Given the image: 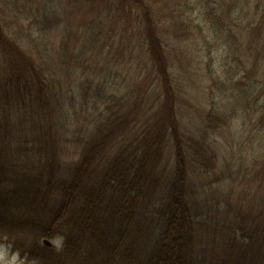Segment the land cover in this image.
<instances>
[{
    "label": "trees",
    "instance_id": "16d2710c",
    "mask_svg": "<svg viewBox=\"0 0 264 264\" xmlns=\"http://www.w3.org/2000/svg\"><path fill=\"white\" fill-rule=\"evenodd\" d=\"M47 1L51 0H0V68L3 70L0 100L13 101L9 118L1 116L8 109L0 108V124L3 121L0 236L16 229L20 237L15 239L16 249L27 264H134L130 259L134 256L129 253L142 238V243L139 242L144 254L141 264H264V206L257 208L250 203L245 212L239 213L242 219L232 222L211 215L214 209H207L201 199L203 192H208L206 186L212 184L201 173H208L219 163L217 132L212 123L219 115L213 106L206 127H197L198 134L186 131L185 116L177 105L179 87L172 83V64L163 47L167 43L158 34L157 26H144L141 22L143 27L139 25L122 39L126 49L140 47V58L147 64L152 63L150 73L155 72L152 101H147L149 93L142 92L145 84L141 83L140 93L126 91L122 96L126 100L119 104L122 97L109 91L106 79L93 83L86 75L80 85L83 104H89L95 94L100 104L94 117H89L76 131L70 129L65 109V100H76V92L73 89L62 94L60 90L58 105L53 107V96L45 90V82L36 71L37 65L49 82L59 80L58 72L41 63H49L46 54L52 47L47 27L56 29L65 15L57 3ZM132 3L128 6L131 15L135 8ZM21 5L29 9L31 18L26 29L17 32L14 19L18 16H13L12 11ZM179 10L185 14V8ZM149 12L142 11L147 15ZM221 19V14H214L203 21L210 27L206 30L215 31L217 38L221 34ZM97 26L96 19L89 21V30ZM63 42L62 47L68 48V42L65 39ZM79 42L81 53L76 55L77 60L87 52V42L93 44L81 37ZM210 42L213 41L204 42L206 48ZM82 59L86 72L93 65L92 57ZM28 64L34 69L30 75L23 70L24 65L28 69ZM95 64L93 72L101 73V64ZM16 78L23 79L21 88L26 93H32V87L37 88L43 100L39 101V107L45 111L32 112L23 121L17 120V108L29 106L26 98L21 97L18 89L12 97L2 93L7 88L6 79ZM49 82L46 85L51 89ZM60 87L64 85L60 83ZM34 103L30 105L35 106ZM129 104L130 108H123ZM154 104L155 111L149 114V107ZM261 112L259 118L264 125V111ZM38 117L43 121H35ZM141 120L146 128L140 127ZM4 128L14 130L15 139L6 135L5 140L1 134ZM54 145L62 150L72 145L76 152L73 156L62 150L54 153L53 148L58 149ZM35 156L40 157L46 168L32 171L27 168L28 158ZM196 174L199 178L193 176ZM30 198L38 199L39 207L27 202ZM38 211L46 214L42 223L34 221ZM155 212L157 217L153 216ZM142 220L146 231L141 226ZM211 220L221 229L223 243L219 247L209 248L201 237L205 222ZM153 223L149 230L148 225ZM130 225L136 232L130 230ZM44 232V236L54 235L62 240L65 249L59 253L45 252L40 246ZM144 237H150L149 241Z\"/></svg>",
    "mask_w": 264,
    "mask_h": 264
},
{
    "label": "rangeland",
    "instance_id": "374dc122",
    "mask_svg": "<svg viewBox=\"0 0 264 264\" xmlns=\"http://www.w3.org/2000/svg\"><path fill=\"white\" fill-rule=\"evenodd\" d=\"M131 2L135 7L132 15L128 10ZM35 3L41 6L39 1ZM48 3H57V8L65 17L56 29L47 27V34L52 37L50 44L52 47L49 49V54H46L49 63L41 64L58 72L59 80L57 83L49 82L42 68L37 65L36 71L45 82V90L47 89L48 94L53 96L54 101L51 102L53 107L58 105L60 90L62 94L66 90L74 89L76 92V100H65L70 129L78 131L89 117H94L93 113L100 104L97 94L91 96L92 101H89V104H83L84 97L80 94V85L86 75L93 80V83L106 79L109 91L114 92L119 98L125 95L126 91L140 93V84L143 83L145 86L142 92L148 90L147 101H152L155 87V82H152L155 72L150 73L152 63L147 64L140 58V47L133 46L131 50L126 49L122 39L126 34L135 31L134 29L139 25L143 27L141 22H144V26L154 24L159 29L158 34L167 43L163 47L172 64L170 66L172 83L179 87L177 105L180 107V113L185 116L188 129L186 131L198 134L197 127L201 129L208 125V115L213 109L219 115L212 120L218 138L216 145L220 152L219 163L208 170V173H201L204 177H209V181L212 182L205 188L208 192H203L204 197L201 199L204 200V205L207 209H214L211 215L232 222L242 219L239 213L245 212L243 210H246L250 203H254L257 208L264 206V125H261L259 118L261 111H264V0H205L204 2L201 0H51ZM181 7L186 9L185 14L180 12ZM142 11L150 12L147 15ZM12 14L18 16L14 19L16 31L25 30L31 18L29 9H24L21 5L14 8ZM214 14L222 16L220 23L222 29L218 38L215 31L206 30L210 27L203 22L204 18ZM94 19L98 22V26L89 30V21ZM64 33L72 38H68ZM80 37L86 42L93 41L92 45L91 42H87L89 47L84 54L92 57L91 63H93L91 68H88L90 71L86 72L82 59L84 56L80 57V60L75 58L81 53ZM63 39L68 42V48L62 47ZM208 39L213 41L209 43L210 48L208 46L206 48L204 44ZM122 47L125 49H121ZM95 63L101 64V73L93 72L96 68ZM28 66L27 69V65H24L23 70L30 75L34 69L32 71L29 64ZM8 73L9 70L7 75ZM1 74L3 75V70L0 68V78ZM22 81V78L6 79L7 88L2 91L4 96L12 97L18 89L22 93L21 97L26 98L29 106L17 108L19 113L16 117L21 121L25 119L26 114L45 111L39 107V101L43 100L38 96L37 88L32 87V93H26L21 88ZM46 82H49L51 89ZM60 83L64 87L61 88ZM150 84L152 86H149ZM125 100L126 97L120 98L119 104ZM30 102H35V106H31ZM12 103L13 101L5 103L3 98L0 100V108L3 109L5 106L8 109L7 113L1 112L2 117L9 118ZM130 106L131 104L123 108L128 109ZM155 107V104L149 107V114L155 111ZM36 119L35 121H43L39 117ZM142 120L140 127L146 128ZM33 122L31 120V124ZM2 124L3 121L0 130ZM136 125L139 126V123ZM137 129L139 130L138 127ZM1 134L5 140L6 135L10 139H15L17 136L10 128H4ZM18 137L21 138L19 134ZM30 137L35 136L30 135ZM56 147L58 149L53 148V152L61 153L62 149ZM64 152L73 156L76 148L70 145L68 150L67 148L62 150V153ZM28 159L30 165L27 168L30 171L40 167L46 168L40 157ZM193 176L199 178L198 174ZM27 202L34 203L36 207L41 204L36 198H30ZM4 203L6 201L1 204ZM230 206L234 209L229 210ZM6 207L9 208L8 203ZM15 210L19 211L16 208ZM45 215L43 211H38L34 221L42 223ZM208 215L209 213H206V216ZM153 216L157 217L156 212ZM138 224L140 225L139 222ZM205 224L207 225L201 231L203 241L210 245L209 248L221 246L223 243L221 229L216 227L213 220L206 221ZM141 226L146 231L143 220ZM153 226L154 223L149 224L148 229H152ZM130 230L136 232L131 225ZM44 235L45 232L40 238V246L45 252L59 253L65 249L63 241L57 236ZM17 238L20 237L16 229H13L11 234L0 236V264H27L21 252L16 249ZM45 238L52 244H45ZM125 239L132 240L131 237ZM144 239L149 241L150 237ZM142 240L139 239L131 249L133 252L129 253V256H134L133 259L130 258L134 264H141L140 260L144 258L143 251L141 252L143 248L139 246Z\"/></svg>",
    "mask_w": 264,
    "mask_h": 264
},
{
    "label": "water",
    "instance_id": "95a60500",
    "mask_svg": "<svg viewBox=\"0 0 264 264\" xmlns=\"http://www.w3.org/2000/svg\"><path fill=\"white\" fill-rule=\"evenodd\" d=\"M44 243H46L48 245H51L52 244V242L49 239H47V238L44 239Z\"/></svg>",
    "mask_w": 264,
    "mask_h": 264
}]
</instances>
